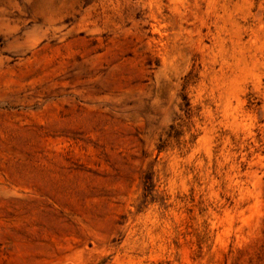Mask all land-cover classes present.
Instances as JSON below:
<instances>
[{"label":"rangeland","instance_id":"1","mask_svg":"<svg viewBox=\"0 0 264 264\" xmlns=\"http://www.w3.org/2000/svg\"><path fill=\"white\" fill-rule=\"evenodd\" d=\"M0 264H264V0H0Z\"/></svg>","mask_w":264,"mask_h":264}]
</instances>
